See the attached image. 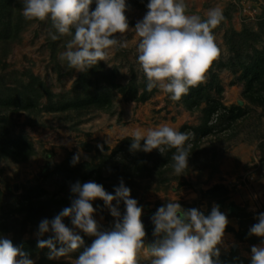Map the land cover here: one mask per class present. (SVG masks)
Masks as SVG:
<instances>
[{"label": "rangeland", "instance_id": "obj_1", "mask_svg": "<svg viewBox=\"0 0 264 264\" xmlns=\"http://www.w3.org/2000/svg\"><path fill=\"white\" fill-rule=\"evenodd\" d=\"M186 5L189 14L196 13L202 17L209 8L220 7L224 17L212 29L219 54L210 63L204 79L192 87L201 88L205 96L198 106L187 109L181 100H171L169 94L157 87L144 102L125 100L119 88H115L112 90V107L109 111L94 108L81 112L73 109L49 111L43 107L46 102L43 95L39 99L40 111L13 114L16 124L12 133L24 136L30 142L32 151L23 161L0 157V196L8 201L33 186H40L48 194L64 192L67 195L74 181L69 178L65 183V175H77L81 171L94 169L103 153L109 154L124 137H131V132L137 128L146 130L168 124L180 131L183 126H198L204 118V109L208 104L206 100L213 98L226 109L240 107L239 117L229 126L224 123L220 129L215 128L196 145H193L192 130H184L190 133L186 140V145H190L188 168L184 174L175 175L170 168L162 174L155 172L137 177L128 187L131 197L137 200L138 206H142L141 220L143 215L155 212L167 200L178 201L184 208L195 207L205 215L214 204H218L219 210L227 217L226 227L248 235L247 240L240 241L225 227L218 245L219 255L229 254L233 249L237 257L246 258L250 264L251 246L259 245L262 239L255 234L249 235L248 229L257 222L256 215L264 212V106L244 96L245 81L241 79V74L246 65L264 54V0H186ZM95 6L93 2L89 6L90 11ZM146 11L140 7L126 10L129 30L122 39L127 46L121 48L117 44L111 47L106 61H98L105 70L114 72L115 81L120 86H126L133 80L138 92L146 80L136 62L138 37L134 26ZM50 26L51 22L47 19L26 20L18 36L11 42L6 57L0 61V74L5 75L8 83L12 84L16 78L23 77L26 81L27 78L22 75L30 72L49 87L54 94L53 100L71 98L75 93L73 83L79 71L68 68L67 62L60 59L71 37L63 36L59 49L52 56L48 35ZM114 35L119 37L121 34ZM216 84L221 86V92L216 91ZM209 123L219 124L214 114ZM163 147L165 151L168 148ZM74 154L79 160L72 165L70 160ZM52 171L55 173L50 175ZM45 174L48 177H44ZM217 184L223 188L207 193ZM109 189L114 191L113 186ZM92 203L95 208L96 200ZM229 205L236 209L229 212ZM119 207L123 212L124 206ZM94 217L103 228L110 227L114 220L107 208L103 207V201L101 211L94 213ZM11 218L17 219L14 223L19 226L18 220L22 216L18 213ZM43 218L48 216L27 223L22 236L35 238L38 223ZM153 227V224L149 230L144 227L145 242L152 241ZM254 238L258 240L252 242ZM81 250H75L68 258L51 260L71 264L70 260ZM32 260L34 262L35 258ZM137 261L138 264H149L150 258L141 250L137 254Z\"/></svg>", "mask_w": 264, "mask_h": 264}, {"label": "clouds", "instance_id": "obj_2", "mask_svg": "<svg viewBox=\"0 0 264 264\" xmlns=\"http://www.w3.org/2000/svg\"><path fill=\"white\" fill-rule=\"evenodd\" d=\"M95 2V8L89 6ZM21 15L27 21L45 19L51 22L49 37L55 41L62 36L71 38L65 44L60 59L67 67L84 71L106 61L108 50L119 44L129 24L125 15L129 8L126 0H20ZM147 11L134 26L138 37L136 62L146 80V90L154 87L178 101L190 87L204 79L210 63L218 56L212 29L224 19L220 7H212L202 17L187 12L186 0H147ZM116 33L121 35L117 37ZM190 133L177 130L168 124L131 132L129 150L161 154L165 147L174 148L171 156L175 175L188 168ZM100 147V145H98ZM79 157L74 154L70 164ZM114 191L108 192L95 181L70 184V206L62 208L51 219L39 221L35 235L36 247L47 248L49 259L69 257L78 252L71 264H138L137 254L143 250L149 264H221L220 249L225 227V213L214 204L207 215L195 207L184 208L178 201L167 200L157 207L150 217L154 225L153 239L145 243V228L141 220L142 206L131 197V189L119 178ZM100 198L103 207L114 218L108 228L101 227L94 217L101 205L93 207ZM113 201L115 203H113ZM123 202L124 210L120 205ZM69 223L64 222V218ZM257 222L248 229L249 235L261 237L259 245L251 246L250 264H264V212L256 215ZM50 233L47 239H41ZM94 237L84 246L81 235ZM0 264H34L21 246L0 235Z\"/></svg>", "mask_w": 264, "mask_h": 264}, {"label": "trees", "instance_id": "obj_3", "mask_svg": "<svg viewBox=\"0 0 264 264\" xmlns=\"http://www.w3.org/2000/svg\"><path fill=\"white\" fill-rule=\"evenodd\" d=\"M126 2L129 8L140 7L146 9L147 0H126ZM21 7L20 0H0V61L4 60L11 42L18 36L26 22L21 15ZM62 37L55 41L49 39V48L52 56L59 49ZM22 76H25L27 80L25 81L23 77L16 78L10 84L7 81V77L0 74V157H10L14 161L27 159L31 154L32 148L30 142L24 136L12 133L16 124L13 114L19 111H40L38 107L39 99L43 95L46 97V102L43 105L45 110L66 111L73 109L81 112L89 108L109 111L112 107V90L115 88H119L123 99L137 102L148 100L156 91V87L151 91H147L146 81L139 92L133 80L126 86H120L115 81L114 72L105 70L100 62L82 72L79 71L73 83L75 93L71 98L67 99L53 100L54 94L38 76L30 72H25ZM241 77L245 81L244 96L250 101L264 106V54L246 65ZM216 91L221 92L219 84H216ZM204 97L201 88L190 87L188 93L182 95L180 100L185 108L191 110L197 107ZM206 101L208 104L204 109L202 123L193 127L183 126L180 130L181 132H184L187 128L192 130L193 145H196L203 136L211 133L215 128L220 129V126L224 123L229 126L240 115L241 108L238 106L226 109L216 99L212 98ZM213 114L219 121L218 125L209 123ZM130 143L131 137H124L109 154H102L94 169L81 171L77 175L67 174L63 181L66 183L70 179H73L74 182L77 180L81 182L92 180L102 184L108 192H111L109 191L110 186L118 185L119 178H123L124 183L129 186L128 184L134 183V179L137 177L155 172L162 174L165 170L172 169L171 156L175 151L174 148H167L163 154L157 152V149H153L151 152L142 150L130 151ZM54 173L55 171H52L50 175ZM44 177H48V175L45 174ZM222 188L220 184L213 185L207 190V193H213ZM67 193V195L64 192L62 194H59V192L48 194L40 186H33L28 191L14 196L13 199L8 201L0 196V235L11 239L14 245L21 246L30 259L35 258L34 264H70L49 259L46 255L47 248L38 249L36 247L37 237L24 238L22 236L27 223H34L36 219L44 215L51 219L62 208L70 206V196L72 194L70 192ZM101 202L100 198L96 199V205H101ZM121 205H123V202H121ZM227 209L231 212L236 208L233 205H229ZM99 210L101 211V208ZM18 213L22 216L18 220L19 226L14 223L17 219L11 220V217ZM64 222L68 224L69 219L65 217ZM145 228L149 230L150 225ZM226 229L233 232L240 241L248 238L247 234H240L230 226L226 227ZM9 233L11 234L7 236ZM49 235L50 233L44 235L41 239H47ZM81 235L84 244L87 243L89 245L92 242L90 236H86L83 233ZM257 240V238H254L251 241L256 242ZM219 260L221 264H248V260L237 257L233 249H231L229 254L219 255Z\"/></svg>", "mask_w": 264, "mask_h": 264}, {"label": "water", "instance_id": "obj_4", "mask_svg": "<svg viewBox=\"0 0 264 264\" xmlns=\"http://www.w3.org/2000/svg\"><path fill=\"white\" fill-rule=\"evenodd\" d=\"M153 213L154 212H151V213H148V214H145V215L142 216V222L144 224V227H147V226L152 224L150 217L152 216ZM145 243L147 244V243H150V242L147 241Z\"/></svg>", "mask_w": 264, "mask_h": 264}]
</instances>
